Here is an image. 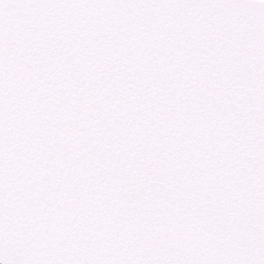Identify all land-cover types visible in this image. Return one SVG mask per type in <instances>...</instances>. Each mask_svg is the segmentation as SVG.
Returning <instances> with one entry per match:
<instances>
[{"label":"snow or ice","instance_id":"6c2138e0","mask_svg":"<svg viewBox=\"0 0 264 264\" xmlns=\"http://www.w3.org/2000/svg\"><path fill=\"white\" fill-rule=\"evenodd\" d=\"M0 264H264V0H0Z\"/></svg>","mask_w":264,"mask_h":264}]
</instances>
